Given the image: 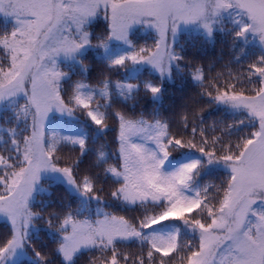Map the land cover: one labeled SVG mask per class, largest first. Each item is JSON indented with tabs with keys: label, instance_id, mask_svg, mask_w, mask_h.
I'll use <instances>...</instances> for the list:
<instances>
[{
	"label": "snow or ice",
	"instance_id": "6c2138e0",
	"mask_svg": "<svg viewBox=\"0 0 264 264\" xmlns=\"http://www.w3.org/2000/svg\"><path fill=\"white\" fill-rule=\"evenodd\" d=\"M234 6L245 11L250 21L237 36L245 37L252 31L264 44V0H216L214 11L219 14ZM101 9L108 22V36L101 44L105 49L112 40L134 47L129 37L137 24H147L158 33L153 46H141L113 60L111 65L122 67L128 61L146 63L162 76L166 72L171 74L170 63L164 66L166 58L178 59L169 51V34L175 36L181 24L202 21L207 12L204 0L199 3L196 0H0V15L12 18L17 25L0 36V48L9 55L8 65L0 67V102L23 96L21 112L30 118L22 140L12 141L19 157L17 163L0 156V168L6 169L0 176V217L9 225L7 237L0 241V264H13L18 254L26 251L29 229L39 215L32 211L31 200L41 173H60L81 195L102 199L89 178L78 182L72 165L58 164L61 140L79 144L82 150L86 148V140L60 137L56 133L49 135L46 131L51 115L71 117L77 108L86 110L97 127H108L105 115L93 111L90 103L93 97L81 92L87 84L79 82L71 97L63 95L59 82L66 73L58 70L55 59L61 55L72 57L92 43L90 33L83 28ZM69 21L81 34L79 40L73 37ZM203 26L211 35V26L207 23ZM47 61H51V66ZM261 64L264 57L259 64L250 65L261 78L260 86L250 93L227 83L224 87L213 85L214 92L206 90L216 103L243 108L252 117L253 130L234 145L222 144L221 137H209L196 127H192L190 136H176L166 124L157 122L150 132L139 122L116 112L122 166L109 167L108 171L122 183L112 192V197L133 206L151 204L155 211L135 220L123 214L106 213L94 222L75 217L71 212L65 214L54 228L62 240L56 251L65 264H72L82 248L97 245L111 250L110 254L106 251L103 264H264V210H255L258 203L264 204V66ZM193 78L204 80L200 70L193 73ZM127 87L131 90L137 85ZM101 91L108 95L107 84ZM148 91L155 97L161 89L149 85ZM187 119L185 114L183 120ZM138 135L143 136L146 144L131 142ZM148 143L154 144L155 150L147 147ZM180 152H196L199 158L169 167L171 158ZM217 164L224 165L230 175L222 185L215 186V195H209L211 185L194 188L200 174ZM250 217H255L254 223ZM168 224L183 225L197 239L182 240L179 229L167 234L161 231ZM47 226L54 227L52 219L47 220ZM131 239L147 245L142 255L131 257L120 252L117 241ZM32 250L36 258L46 260L34 246Z\"/></svg>",
	"mask_w": 264,
	"mask_h": 264
},
{
	"label": "trees",
	"instance_id": "16d2710c",
	"mask_svg": "<svg viewBox=\"0 0 264 264\" xmlns=\"http://www.w3.org/2000/svg\"><path fill=\"white\" fill-rule=\"evenodd\" d=\"M214 30L211 35L195 33L191 30H183L178 33L172 48L174 65L170 78L162 80L147 69H137L139 64L128 61L124 66H112L111 62L122 56L132 53L135 49L153 46L158 36L151 31L138 28L131 32L130 41L134 47L128 44L109 42L107 49L101 46L108 36V22L101 12L95 20L86 25V32L90 33L91 44L76 59L69 64H61L59 71L66 73V78L60 83L63 95L71 97L79 82L88 87L81 92L91 95L90 101L93 111L103 113L108 124L107 128L97 127L87 115L86 110L77 108L70 117L54 115L46 131L49 135L58 134L60 137H72L85 139L86 148L81 149L79 144H72L61 140L58 155L61 159L59 166L66 164L73 166L76 180L79 182L87 177L94 185V191L102 199L99 204L105 213L123 214L133 220L137 216H143L155 207L151 204L142 206H126L122 201L114 199L112 192L116 190L122 181L108 171L109 167L120 169L122 158L119 151L120 142L117 139L119 119L116 112H121L125 117L152 131L157 123L168 126L170 133L176 136H190L192 127L199 131L203 129L205 135L221 137L222 144L236 141L247 136L254 128L252 117L243 108L231 109L216 103L207 95V91H213V85L224 87L225 84L234 85L237 90L250 93L254 87H259L261 78L253 73L250 65L259 64L264 57V44L260 39L252 40L237 36L241 30L238 26ZM12 30V25L0 18V36ZM7 52L0 48V66L8 64ZM87 66V67H85ZM264 66V64H261ZM200 70L203 73V82L196 81L193 73ZM119 82L120 86H117ZM107 84L108 95L105 96L101 89ZM134 84L137 87L129 90L127 85ZM161 89L160 101L153 98L148 91V86ZM204 109L201 115L197 113ZM187 114V121L183 116ZM13 113L10 110L3 111L0 116V156L10 163L16 164L19 157L13 138L22 140L19 129H15ZM185 123L188 125L185 127ZM11 130H14L11 131ZM137 144H146L143 136H134L132 141ZM155 150V145H146ZM16 155V156H14ZM199 158L196 152H180L171 158L169 167L181 162ZM6 169L0 168V176ZM10 171V169H7ZM229 171L223 169L207 172V168L200 174L194 184V188L203 189L209 187V195H215V186L222 185ZM45 191L35 196L32 203V211L38 213L35 225L36 234L28 240L27 251L38 261V264H65L62 255L56 251L62 243L60 233L55 232L60 219L71 212L73 216L82 219V199L72 192L65 184L43 180ZM91 198V197H89ZM55 213V215H52ZM52 219L54 227L47 226V220ZM180 230L181 239L195 241L197 237L189 232L181 224H168L161 231L175 233ZM9 233L7 222H0V241ZM32 246L41 252L45 261L34 256ZM117 247L124 255L137 257L143 254L147 248L137 239L131 241H117ZM111 250H105L97 245L86 251L78 253L72 264H103L105 254ZM123 258V255L122 257ZM15 264H36L32 260H20Z\"/></svg>",
	"mask_w": 264,
	"mask_h": 264
},
{
	"label": "rangeland",
	"instance_id": "374dc122",
	"mask_svg": "<svg viewBox=\"0 0 264 264\" xmlns=\"http://www.w3.org/2000/svg\"><path fill=\"white\" fill-rule=\"evenodd\" d=\"M190 2H192V0H190ZM196 2L199 3L200 0H196ZM204 2L206 3L207 12H206V15L204 16L203 20L196 22V23L181 24L178 33H180L183 30H191L195 33L196 32L197 33H205L206 35H209L208 30L203 26L204 23H207L211 26L212 32L214 30L219 29V28L221 30L222 29L225 30L226 28H229L228 26H230V27L238 26L239 28H242L243 25L250 23L247 13L245 11H243L242 9H240L239 7L234 6L231 9H224V10H221L219 12V14H216L214 11L216 0H204ZM101 12L104 14L103 9H101L100 13L97 16H99L101 14ZM96 17L88 20V22L84 25V28H83L84 31H86V25H88V23H90L91 21L95 20ZM0 18L5 20L6 22H8L10 25H12V30H13V28L17 27V25L15 24V22L12 18H6L3 15H0ZM69 26L72 28L73 37L75 39L79 40L81 34L77 32L75 26L72 24L71 21H69ZM138 28H142L144 31L154 32L158 36V33H157L155 28H153L147 24H144V23L134 25L131 29V32H133L134 30H136ZM131 32H130V34H131ZM178 33L175 36H172L171 33L169 34V46H170L169 51L171 52V55H172L173 44L176 40ZM64 34L68 35L67 32H65ZM244 38L247 40H248V38H251L252 40L260 39L259 36L256 35L255 33H253L252 31H249ZM113 41L115 43L126 45V43H122V42L117 41V40H113ZM49 43H51V41H49ZM86 49H87V46L82 48L79 52H77L72 57H65L63 55L56 57L55 59H56V65L58 67V70H59V66L61 64H63V63L69 64V63L73 62L76 59V57H78L80 54H82ZM7 55H8V53H7ZM8 63H9V61H8ZM47 63L49 64V66H51V61H47ZM169 63H170V72H171L172 67L174 65V61L171 60L170 58H166V63L164 64V66L168 67ZM7 65L8 64H6V65L2 64L0 67H4ZM136 68L137 69H147L152 74H155L156 76H158L162 80H167L170 78V75L167 72L162 76L160 74V72L156 71L151 65L146 64V63H141ZM64 78H66V76H64L59 83H61ZM153 98L157 101H160L161 95L159 94ZM23 103H24V97L23 96L13 97L10 99H6L3 102H0V116H1V113L3 111H7V110H10V112L13 113L14 121H13V119H11V121L14 123L15 129H19L21 139L27 133L28 124L30 121V118H25L23 112H21V107H22ZM220 105L229 107L231 109H235L234 107H231L228 104H220ZM54 115L69 117L66 114L60 115V114L54 113L53 115L50 116V118L47 122V125H48L50 119ZM47 125H46V127H47ZM132 143L137 144L136 141H134ZM16 153H17V151H16ZM14 156H16V155H14ZM219 169L229 171L224 165L217 164V165H213V166L208 167L207 172H211V171L219 170ZM43 180L54 181V182H59V183L65 184L72 192H74L75 194H78L81 197L82 202H83L82 208H81L82 219H84L86 217L87 219L94 222L97 218H103L104 215L106 214L104 212V210L102 209L101 205L99 204L100 203L99 200L81 195L80 192L77 191V189L74 186L70 185L67 182V180L65 179V177L62 174L53 173L50 171L41 173L40 181L36 185V190L33 194L32 200H31V206H32V203H33L35 196L39 193L44 192L46 189L45 186H43ZM118 201H120V200L118 199ZM122 203L126 206H133V205H130V204L125 203V202H122ZM255 210H257V211L264 210V204L258 203L255 206ZM36 217L34 218L33 225L29 229L28 240L32 235L36 234V232H37V227L35 225ZM250 219L253 221V223L255 222V217H250ZM0 222H7V221L3 217H0ZM187 230L189 232H191L188 228H187ZM55 232L57 233V231H55ZM60 238H61V235H60ZM131 240H134V239H131ZM131 240H125V241H131ZM94 247L95 246L84 247L78 253H80L82 251L89 250V249L94 248ZM25 259L32 260L36 264H38V261L30 255V253L27 251V249H26V251L20 252L18 254V256L15 258V261L13 262V264H15L16 262H18L20 260H25Z\"/></svg>",
	"mask_w": 264,
	"mask_h": 264
}]
</instances>
